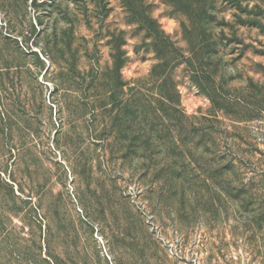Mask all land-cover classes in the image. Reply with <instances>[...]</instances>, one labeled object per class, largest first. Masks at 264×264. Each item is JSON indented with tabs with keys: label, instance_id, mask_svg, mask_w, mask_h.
Instances as JSON below:
<instances>
[{
	"label": "rangeland",
	"instance_id": "374dc122",
	"mask_svg": "<svg viewBox=\"0 0 264 264\" xmlns=\"http://www.w3.org/2000/svg\"><path fill=\"white\" fill-rule=\"evenodd\" d=\"M46 239L55 264H264V0H0V264H51Z\"/></svg>",
	"mask_w": 264,
	"mask_h": 264
},
{
	"label": "trees",
	"instance_id": "16d2710c",
	"mask_svg": "<svg viewBox=\"0 0 264 264\" xmlns=\"http://www.w3.org/2000/svg\"><path fill=\"white\" fill-rule=\"evenodd\" d=\"M8 67L9 66H6V68H8ZM114 85H115V87H114V90L112 92L113 95L111 96L114 99V103L117 104L118 107H120V110L121 109L122 110L124 109V110L127 111V109H130V115H134V117H135L136 115H135L134 111L137 112V108H138L137 99L136 98H132L131 100H125L124 98L120 97L121 85L120 84H114ZM167 100H168L169 103H171V107H172V103L173 102L171 101V99H169L167 97ZM147 108L148 109L146 110V113H145L143 122H142V120L141 121H136V118L130 119V129H133V132L134 131H137L135 133H133V132L130 133V139H129L130 140V147H134V145L137 144V146L138 147L140 146V148L142 149V154H144V156L147 154V151L152 146V144H153L152 143V140H155V139L152 138V133L150 134V133H148V131H144V128L142 127V124L148 118L147 121L145 122V123H147L146 125L151 124V127L152 126L153 127L154 126H159V123H153V122H155V120H157L158 118L161 117L158 114V112L156 110H154L152 107H147ZM172 109H173V107H172ZM131 112H133V113H131ZM118 115H120V114H118ZM170 119H172V118L170 117ZM1 121H2V123H4V125L6 126V128H8L7 123H6L8 121V118L7 117L5 118V116L4 117L1 116ZM116 121H118L117 120V117H114L113 124H114V122L116 123ZM94 122H95V119L94 120L92 119V123H94ZM156 128H158V127H156ZM157 130L159 131L160 129H157ZM161 131L159 133H161ZM57 132H59V131H57ZM161 137H162L161 135L156 136V139L161 140ZM108 138H109V135L108 136H105L104 134H102V132L101 133H98L96 135V137H95V139L100 140L101 142L102 141H106ZM114 138H116V139L119 138V140L121 139V137H119V136H116ZM67 139H68L67 141L71 145L74 144L73 146H76L78 149H79V146L81 145L80 144L81 143V140H83L81 136H74V137H72V136H69V135H68V138ZM176 141H172L173 146H175V147H176V144H177ZM175 147H171L170 148V150H172L173 152L172 151H169L168 152V154H167L168 157L166 156L167 161L169 159V156L174 153ZM175 165L176 164L170 163L166 167L162 168L161 171H156V172H158L157 173V177L160 178V179L161 178L165 179V182L168 185H170V187H172V186L175 187V186H177V183H181L182 188H184L185 187V184H184L185 178L183 176H185V175L183 173H187L188 171H187V169L185 170V167H183V169H181L180 166L178 167V169H176L175 168L176 167ZM88 168H89V170H88ZM90 172H91L90 166L89 167H86V164H85L84 165V168H82V173L84 175H86V178H87V176L91 178ZM217 172L218 171L216 170V173ZM216 173L213 174L212 176L213 177L215 176L217 178V177H219L217 174H221V172L220 173H217V174ZM207 178H211V175L208 176ZM7 184L12 187V189H13L12 191H13L14 196L15 197H18L19 194H17L15 192L14 186H12V184L11 183H8V182H7ZM221 193L224 194L228 198H230L232 196V195H229L228 194V191H225V193H223V192H221ZM193 194L196 195V194H198V192L193 191ZM35 207L37 209H39V206L38 205H36ZM42 218L45 219L44 216H42ZM70 234H72V235H70ZM66 235L68 237L71 236L72 237L71 243L74 246H77V244H78L77 231L75 229H73L71 231L68 230L66 232ZM49 243H50V240L48 239V241H47V239H46V249H45L46 250V253H45L43 259H45V261H47L48 263H51V264L54 263L55 264L57 262H55V260L53 258L52 251H51V248H50V244Z\"/></svg>",
	"mask_w": 264,
	"mask_h": 264
}]
</instances>
